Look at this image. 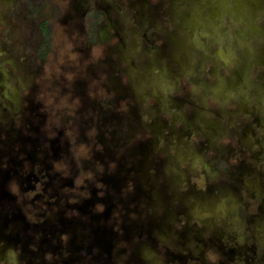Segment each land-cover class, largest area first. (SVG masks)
Segmentation results:
<instances>
[{
	"label": "rangeland",
	"instance_id": "374dc122",
	"mask_svg": "<svg viewBox=\"0 0 264 264\" xmlns=\"http://www.w3.org/2000/svg\"><path fill=\"white\" fill-rule=\"evenodd\" d=\"M103 1L110 7L102 9ZM69 2L0 0V136L22 95L38 98L40 108L61 126V133L68 131L63 127L70 119L80 116L81 102L73 94L79 83L88 97L105 98L109 120H103V132L97 130L94 142L90 139L88 144L70 141L67 154L73 159L86 157L90 146L93 154L112 151L106 163L107 168L118 163L110 170L117 180L112 184L119 183V189L126 185L129 193L128 200L119 198L118 212L110 215L127 226L125 242L138 244V252L150 256L144 264H156L153 250L175 249L170 242L173 231L186 224L188 209L181 210L183 203L179 207L177 202L184 179L199 187L203 177L215 183L223 181V172L237 174L234 169L217 171L216 151L197 143L211 110L222 111L217 117V142L225 145L223 157L237 156V161L255 167L256 156L264 161V149L260 150L264 145V0H87L94 13L89 34L84 33L88 22L82 25L78 15L70 26ZM43 17L50 20L52 31L44 51L38 53L42 43L36 20ZM96 100L93 110L98 108ZM247 105L257 111L259 122L250 123L243 144ZM183 113L190 117L182 122ZM64 116H68L65 122ZM92 125L87 136L96 131ZM106 128H112L110 134ZM102 135L111 142L102 144ZM210 155L212 164L206 168L202 161ZM241 173L239 194L256 183ZM236 185L223 192L217 185L215 194L228 197L222 207L236 224L233 231L240 240L250 208L245 199L230 201L237 195ZM164 201L170 206L167 213L162 211ZM198 220L195 228L208 234L209 223ZM137 225L150 226L153 246L141 243L134 232ZM187 237L183 245L188 247L194 241ZM183 263L173 260V264Z\"/></svg>",
	"mask_w": 264,
	"mask_h": 264
},
{
	"label": "flooded vegetation",
	"instance_id": "af4514ba",
	"mask_svg": "<svg viewBox=\"0 0 264 264\" xmlns=\"http://www.w3.org/2000/svg\"><path fill=\"white\" fill-rule=\"evenodd\" d=\"M86 1L70 0L67 19L69 18L70 22L72 19L70 26H74L76 21L73 16L77 18L78 15L82 25L88 22L84 33L89 34L88 27L93 25L94 13ZM101 7L105 9L110 5L103 1ZM35 31L39 42L42 43L38 47V53H42L45 48L44 33L48 37L52 31L50 20L44 17L36 20ZM78 87L73 94H76L81 102L80 116L76 120L70 119V124L64 125L63 128H68V131L61 133V126L57 127L44 108H40L42 105L38 98L22 95L17 100V109L10 117V123L3 130V136H0V264H144L150 257L142 256L138 252V244L125 242L127 226L123 220L116 221V217L114 219V216L110 215L111 211L118 212L120 206L116 203L120 201L119 198L128 200L125 195L129 193L125 190L126 185L121 184L124 188L119 189V183L112 184L116 176L114 177L110 170L118 165L117 163L115 167L110 168L106 166L112 151L95 150L93 154L90 146L86 157L73 159L71 153L70 158L67 154L70 151V141L88 144L90 139L95 140L93 136L98 135V131L103 132V120H109L103 108L105 98H90L81 90L83 88ZM94 100L98 105L97 110L92 108ZM179 100L182 102V99ZM249 102L246 100V104ZM98 110H101L100 115ZM245 111L246 119L242 122L241 135L243 144L247 142L250 123L259 122L257 111H253L249 106ZM221 114V110H211L209 119L199 131L197 143L201 144L203 149L216 151V160L219 161L215 164L217 171L228 170L232 173L234 169L237 174L232 177L223 172V181L215 180V183L208 182L209 178L203 177V186L199 187H193L188 181L189 178L184 179L177 202L179 207V203H183L181 210L188 209L186 224L180 223L173 231L175 238H171L170 242L175 249L156 247L153 250L155 253L152 252V255L158 258L156 264H173V260L189 264L190 259L192 264H264V161H259L256 156L255 167L248 165L245 160L242 163L243 159L237 161V156H232L233 159L230 157L231 162L223 157L225 145L220 140L217 142V117ZM95 115L97 116L94 119ZM189 115H180L182 122L185 121L183 118H189ZM67 119L68 116L63 117L64 122ZM92 124H95L96 131L87 136V130L93 127ZM111 130L112 128L107 134H110ZM108 138V135L100 136L101 143L111 142ZM92 141L90 145L94 142ZM262 149L264 145L260 148ZM208 163H211V155L208 156L207 162L202 161V164H207L206 168ZM252 167H255L254 171H250ZM85 169L88 173L82 175L81 171ZM239 172H244L241 175L246 174L256 182L253 188H242L241 194V190H238L242 184L241 179L237 180ZM234 184H237V195H232L230 201L245 199L250 208L249 218L245 222L247 226L244 224L240 240L236 239L233 231L236 224L229 219L227 211L222 207L228 197L221 198L215 194L221 185L220 190L223 192L226 187L235 189ZM165 203L162 211L167 213L170 206ZM199 218L203 219L205 224L209 223V232L206 235L204 230L195 228ZM217 221L221 224H217ZM149 229L150 226L140 225L134 232L140 237V241L153 246ZM162 230L166 231L160 228V232ZM226 233L228 239H225ZM233 234L234 238L230 239ZM184 235H188L186 239L192 238V247L183 245ZM157 249L162 252V257Z\"/></svg>",
	"mask_w": 264,
	"mask_h": 264
},
{
	"label": "trees",
	"instance_id": "16d2710c",
	"mask_svg": "<svg viewBox=\"0 0 264 264\" xmlns=\"http://www.w3.org/2000/svg\"><path fill=\"white\" fill-rule=\"evenodd\" d=\"M41 27H42V25H41ZM46 39H47V35H46V33H44V42L46 41Z\"/></svg>",
	"mask_w": 264,
	"mask_h": 264
}]
</instances>
